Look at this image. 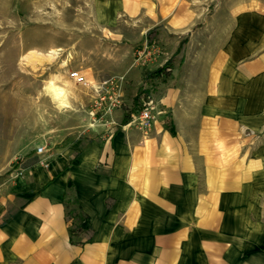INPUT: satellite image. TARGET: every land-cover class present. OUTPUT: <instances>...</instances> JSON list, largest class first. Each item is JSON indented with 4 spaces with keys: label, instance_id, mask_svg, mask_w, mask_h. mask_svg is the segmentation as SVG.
<instances>
[{
    "label": "crops",
    "instance_id": "crops-1",
    "mask_svg": "<svg viewBox=\"0 0 264 264\" xmlns=\"http://www.w3.org/2000/svg\"><path fill=\"white\" fill-rule=\"evenodd\" d=\"M89 1L73 67L124 105L0 176V264H264V0Z\"/></svg>",
    "mask_w": 264,
    "mask_h": 264
},
{
    "label": "rangeland",
    "instance_id": "rangeland-1",
    "mask_svg": "<svg viewBox=\"0 0 264 264\" xmlns=\"http://www.w3.org/2000/svg\"><path fill=\"white\" fill-rule=\"evenodd\" d=\"M88 1L0 0L2 178H17L16 172L33 145L48 146L78 138L87 126L105 122L101 117L106 112L92 115L100 95L70 77L76 71L74 62L80 60L74 53L77 43L94 32ZM51 50L59 53L49 54ZM51 80L66 89L70 108L56 107L45 89ZM110 90L104 89L102 95L108 96ZM103 108L107 110L108 104L104 103Z\"/></svg>",
    "mask_w": 264,
    "mask_h": 264
},
{
    "label": "built area",
    "instance_id": "built-area-1",
    "mask_svg": "<svg viewBox=\"0 0 264 264\" xmlns=\"http://www.w3.org/2000/svg\"><path fill=\"white\" fill-rule=\"evenodd\" d=\"M160 48L156 43L145 41L141 45L137 46L135 49V64H145L150 61H155L160 56ZM70 77L72 80H74L79 85H88V79L86 76L82 75L79 71H73L70 73ZM104 87H111V90L109 91L108 96L102 95V92L99 94L100 98L95 103L96 109H101L103 107L104 103L108 104V112H112L115 108L119 107L122 104L121 95L119 94V91L116 90V84L111 82H104ZM98 90H101L98 88ZM104 90V88H102ZM154 119L153 110L151 105H146L141 113L137 116L138 123L144 127L148 128L151 125L152 120ZM36 153L39 155H42L45 153V146H39L36 149ZM24 174V169L22 168V165L19 166L16 177H20Z\"/></svg>",
    "mask_w": 264,
    "mask_h": 264
},
{
    "label": "bare ground",
    "instance_id": "bare-ground-1",
    "mask_svg": "<svg viewBox=\"0 0 264 264\" xmlns=\"http://www.w3.org/2000/svg\"><path fill=\"white\" fill-rule=\"evenodd\" d=\"M58 53L59 50H51L49 52V54L53 55H57ZM45 89L59 110L70 108L67 91L64 87L56 84L53 80H51L46 84Z\"/></svg>",
    "mask_w": 264,
    "mask_h": 264
},
{
    "label": "trees",
    "instance_id": "trees-1",
    "mask_svg": "<svg viewBox=\"0 0 264 264\" xmlns=\"http://www.w3.org/2000/svg\"><path fill=\"white\" fill-rule=\"evenodd\" d=\"M165 70V68H161L158 69L156 72L153 73V75L159 74L161 72H163ZM138 100V98L136 99V101ZM131 117L130 115H126L124 120H123V125H126L129 121H130Z\"/></svg>",
    "mask_w": 264,
    "mask_h": 264
}]
</instances>
